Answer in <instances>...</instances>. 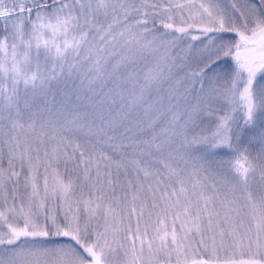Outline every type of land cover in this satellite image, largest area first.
Wrapping results in <instances>:
<instances>
[{"label":"snow or ice","instance_id":"1","mask_svg":"<svg viewBox=\"0 0 264 264\" xmlns=\"http://www.w3.org/2000/svg\"><path fill=\"white\" fill-rule=\"evenodd\" d=\"M0 264H264V0H0Z\"/></svg>","mask_w":264,"mask_h":264}]
</instances>
